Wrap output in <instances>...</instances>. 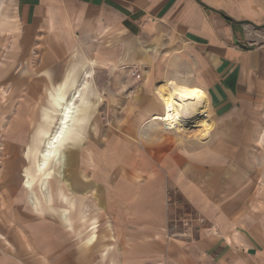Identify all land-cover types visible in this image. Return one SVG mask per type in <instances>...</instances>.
<instances>
[{
	"label": "crops",
	"instance_id": "crops-1",
	"mask_svg": "<svg viewBox=\"0 0 264 264\" xmlns=\"http://www.w3.org/2000/svg\"><path fill=\"white\" fill-rule=\"evenodd\" d=\"M261 33L264 0H0V85L14 92L25 79L28 88L33 86L36 64L44 65L43 79L59 81L64 63L93 61L108 71L127 70L126 75L111 72L113 79L131 76L146 86L158 81V105L149 117L163 112L157 88L165 81L197 88L208 100L206 115L217 123L228 117L253 121L264 105ZM212 128V123L204 126L197 138L205 140ZM147 129L158 135L177 132L149 124L143 133ZM17 138L14 129L9 139ZM236 139H223L227 144L221 150L197 157L180 154L186 163L164 170L171 190L186 198L187 209L173 218V234L167 231L163 172L156 170L154 182L141 186L139 200L128 202L125 193L117 201L108 196L105 239L98 223L76 236V249L62 253L59 263L76 252L79 257L107 254V264H264V183L249 166L251 153L235 150ZM183 207L174 205L173 217ZM60 208L58 222L69 232ZM1 216V223H30ZM26 234L44 259L51 250L67 249L49 238L39 244L34 229ZM21 255L4 254L0 246V264H24Z\"/></svg>",
	"mask_w": 264,
	"mask_h": 264
},
{
	"label": "rangeland",
	"instance_id": "rangeland-1",
	"mask_svg": "<svg viewBox=\"0 0 264 264\" xmlns=\"http://www.w3.org/2000/svg\"><path fill=\"white\" fill-rule=\"evenodd\" d=\"M257 41H264L263 33ZM43 67L42 64L35 65V80L29 88L25 79H20L18 89L14 92L4 83L0 85V215L6 221L9 220L7 216L23 217L21 219L24 220L21 221H27L29 218L30 221L0 222V246L4 254H22L20 260L24 264H60L61 254L76 249V235L92 222L100 223L98 234L100 238L105 239L108 196L115 195L114 200L117 201L122 198L119 196L125 193L124 198L128 202L139 200L143 192L141 186L154 182L156 170L163 172V203L168 208L170 218L167 231L173 234V218L178 219L179 214L187 209L184 204L186 198L183 194L171 190L170 177L164 170L167 166L178 168L180 161L186 163L180 154L186 157L189 154L199 155L202 151L221 150L227 144L223 139L237 137L235 150L251 153L249 166L258 171L260 182L264 183V105L260 108L257 120L240 122L236 117H228L217 123L209 113L206 115L208 100L203 97L205 106L198 111L199 121L187 128L189 132H167L158 135L154 130L147 129L146 133L141 135L144 126L139 136L141 122L149 118L156 110L153 108L158 105L155 95L158 81L146 86L144 79L136 80L131 76L113 79L110 78L111 72L126 75L127 70L112 68L108 71L99 64L94 63L92 66L90 61L82 65L76 62L64 63L60 70L63 77H60L59 81H53L43 79ZM172 72L176 74L180 69H173ZM76 87L82 90L81 98L76 101V117L66 136L56 145L47 168L42 171L53 179L50 182L54 194L53 204L68 205L71 208L75 230H69V233L58 222L60 207L49 208L44 213L48 202H45L44 206L39 204L40 210L29 203V188L23 178L25 167L37 172L43 140L57 122L62 101L67 99ZM58 90H61L60 96L57 94ZM28 91L31 92L29 95ZM23 104H26L25 110ZM210 122L213 128L208 137L199 140L197 135L203 133L204 126L211 127ZM232 122L240 126L232 128ZM14 129L20 138L9 139ZM26 151H30V160H25ZM35 188L39 192L37 186ZM60 191L70 203H62ZM134 195L136 196L133 197ZM174 205L184 207L177 208L178 216L173 217ZM79 211L92 219L81 222ZM44 226L47 230H44ZM33 229L36 242L41 244L43 238H49L51 242L66 246V251L62 252L60 248L51 250L44 259L43 250L37 245L32 247L27 240V231ZM62 264H107V261H102L101 256L92 257L91 254L79 257L73 252L71 259Z\"/></svg>",
	"mask_w": 264,
	"mask_h": 264
},
{
	"label": "bare ground",
	"instance_id": "bare-ground-1",
	"mask_svg": "<svg viewBox=\"0 0 264 264\" xmlns=\"http://www.w3.org/2000/svg\"><path fill=\"white\" fill-rule=\"evenodd\" d=\"M90 63L93 66L94 62L90 61ZM81 91L80 87L72 89L69 97L62 101L59 107L57 122L43 140L37 172L30 171L28 167H25V175L23 178L25 180V185L29 188V203L40 210L39 204L44 206V203L48 202L49 204L45 207L44 213L48 211L49 208L63 207L61 216L67 220L69 223L68 230L71 231L75 230L74 222L71 219V208L68 205L53 204L54 194L50 188V182L53 179L44 175L42 171L47 168L48 161L53 156L56 145L66 136L71 123L76 117V101L81 98ZM57 94L60 96L61 90H58ZM157 95L161 102L163 112L151 115L149 119L145 121L143 127L152 124L163 129L166 128L185 133L188 130L187 128L199 121L198 111L205 106V101L197 88L187 87L178 83L161 82L157 88ZM142 133L143 131L141 135ZM25 160H30V151H26ZM59 180L65 183L63 179L59 178ZM35 186H37L39 192H37L38 190ZM59 195L61 196L62 203L67 202L68 198H66L64 193L60 191ZM67 203H70V201ZM78 217L81 222H88L92 219L88 218L87 215H80V211ZM97 224L98 222L96 221L92 222L85 230L78 233L76 236L83 234L89 228L96 227ZM91 240L92 238L89 239V241ZM107 258V254H104L101 260L105 261ZM108 264H111V262Z\"/></svg>",
	"mask_w": 264,
	"mask_h": 264
},
{
	"label": "built area",
	"instance_id": "built-area-1",
	"mask_svg": "<svg viewBox=\"0 0 264 264\" xmlns=\"http://www.w3.org/2000/svg\"><path fill=\"white\" fill-rule=\"evenodd\" d=\"M133 76L136 78H140L141 77V73L138 69H134L133 70Z\"/></svg>",
	"mask_w": 264,
	"mask_h": 264
},
{
	"label": "trees",
	"instance_id": "trees-1",
	"mask_svg": "<svg viewBox=\"0 0 264 264\" xmlns=\"http://www.w3.org/2000/svg\"><path fill=\"white\" fill-rule=\"evenodd\" d=\"M228 20H230V18H227Z\"/></svg>",
	"mask_w": 264,
	"mask_h": 264
}]
</instances>
